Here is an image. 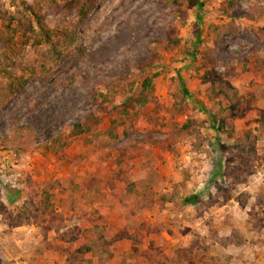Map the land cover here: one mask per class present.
<instances>
[{
	"label": "rangeland",
	"instance_id": "obj_1",
	"mask_svg": "<svg viewBox=\"0 0 264 264\" xmlns=\"http://www.w3.org/2000/svg\"><path fill=\"white\" fill-rule=\"evenodd\" d=\"M178 2L98 0L73 54L0 107V264H264V0ZM98 84L132 106L71 135ZM100 229L110 252L86 251Z\"/></svg>",
	"mask_w": 264,
	"mask_h": 264
},
{
	"label": "trees",
	"instance_id": "obj_2",
	"mask_svg": "<svg viewBox=\"0 0 264 264\" xmlns=\"http://www.w3.org/2000/svg\"><path fill=\"white\" fill-rule=\"evenodd\" d=\"M14 1L15 7L10 9L0 0V75L7 79V91L0 96V107L21 91L30 80L46 77L59 67L64 57L73 54L79 41L80 28L87 21L98 0ZM178 1L163 0L165 5H174L176 12L180 11ZM237 7V0H226L223 11L230 15ZM53 16L62 19L65 24L52 27L48 19ZM213 28L216 40L221 41L225 35H237L242 26L234 21ZM31 53L34 54L33 57H30ZM210 59L213 62L212 57ZM204 77L214 85L215 79L209 72ZM152 83L153 76L145 79L143 92L149 91ZM101 87L102 84L96 85L93 95L98 113L90 114L85 121L76 122L71 129V135L93 133L94 126L102 121L101 112L128 105L122 111L126 114L128 107L132 106V96L127 97L126 93L117 89L114 84L107 85L105 90L99 89ZM134 101L138 106H142L147 102V98L140 96ZM232 107L235 108V105ZM117 123L118 120H112L110 128L102 133H107L108 136L115 135L114 126ZM69 128L71 126H66L64 130ZM218 130L227 131L224 121H220ZM99 136V132L94 134V137ZM173 199V195H165L161 201L159 200V206ZM184 201L194 203L196 200L188 196ZM111 241L106 230L100 229L95 234V239L87 245L86 251L95 254L96 248H100L101 253H109Z\"/></svg>",
	"mask_w": 264,
	"mask_h": 264
}]
</instances>
